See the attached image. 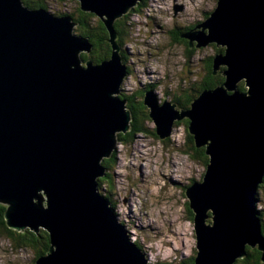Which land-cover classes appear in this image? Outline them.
Segmentation results:
<instances>
[{"label":"water","instance_id":"1","mask_svg":"<svg viewBox=\"0 0 264 264\" xmlns=\"http://www.w3.org/2000/svg\"><path fill=\"white\" fill-rule=\"evenodd\" d=\"M79 2L110 32L114 52L100 65L82 61L81 52L92 46L75 36L71 17L0 0V204L8 206L9 228L49 232L48 256L35 264H148L98 183L116 133L130 131L132 121L121 100L129 72L114 23L141 0ZM199 27L202 33L180 37L191 48L225 46L214 68L225 67L226 81L203 91L189 110L161 105L153 93L143 104L160 139L175 120L189 119L196 147L209 157L202 183L185 191L195 213L196 264H234L247 246L261 252L264 264V233L254 212L264 179V0H217Z\"/></svg>","mask_w":264,"mask_h":264},{"label":"rangeland","instance_id":"2","mask_svg":"<svg viewBox=\"0 0 264 264\" xmlns=\"http://www.w3.org/2000/svg\"><path fill=\"white\" fill-rule=\"evenodd\" d=\"M142 4L132 8L126 20L127 35L121 43L129 54L131 71L120 91L126 99L137 97L146 85L152 84L156 90L153 94L161 105L171 104L182 90L202 82L205 63L218 56L216 44L189 51L186 39L177 38L175 33H202L203 28L196 27L216 9L217 0H144ZM48 5L52 14L62 17L66 12L73 14L80 2L48 0ZM73 23V32L80 37L77 33L80 24ZM121 43L117 44L121 47ZM248 91L245 86L244 93ZM185 119L175 120L172 133L165 139L155 136L151 120L143 121L149 130L147 134L131 136L129 131L117 132L116 148L106 166L108 178L101 182V192L110 199L119 221L125 223L132 242L141 247L149 264H180L198 253L190 221L193 212L183 187L202 183L207 168L191 149ZM120 134L126 135L122 141L118 138ZM184 151H190L191 156ZM261 197L264 203L263 191ZM43 198L47 207V197ZM210 216L208 226L213 224ZM41 231L47 230L39 227L38 233ZM33 261H37L34 250L15 249L0 232V264H35Z\"/></svg>","mask_w":264,"mask_h":264},{"label":"trees","instance_id":"3","mask_svg":"<svg viewBox=\"0 0 264 264\" xmlns=\"http://www.w3.org/2000/svg\"><path fill=\"white\" fill-rule=\"evenodd\" d=\"M65 1V0H60ZM141 3L138 5L141 7ZM23 6L31 9V10H46L49 13L52 14V11L48 5V0H22ZM137 6V8H139ZM136 11V9H133ZM132 10V11H133ZM131 12V11H130ZM68 14V12H66ZM63 14L62 16H70L74 22H79L80 27L79 30H77V33L80 37L86 38L89 40L92 48L90 53L81 54L82 61L86 62L87 60H91L94 65H100L102 62L110 60L112 58L114 49L113 45L110 41L111 35L108 29L106 28L103 21L96 17L94 14L86 13L81 10L80 6H77V9L73 14ZM53 15L58 16V13H53ZM129 14L122 17L121 19L117 20L114 23V31L117 34L116 43H121L123 37L127 35V25L126 20L128 18ZM195 25L188 28V30H191L194 28ZM177 37H179L181 34L175 33ZM184 43L186 44V47L189 51L192 50L190 47V43L188 40H185ZM121 43V50H122V58H123V64L126 66L127 71L130 73L131 69L130 66H128V59L129 54L124 46ZM196 43H193V47H195ZM217 53L218 54H224L225 48H220L216 46ZM85 66V65H84ZM215 63L214 58H209L208 61L205 63V76L202 80V82H199V84H194V86H190L189 90H182L181 93L178 95L177 98H175V101L173 103H176V105L179 107V109H186L189 110L192 108L193 102L202 94L205 90H214L220 85H222L226 78L222 74V71L224 69H219L217 72L215 71ZM198 85V86H197ZM239 89L241 91H245V82L242 81L239 84ZM154 85L148 84L145 86V88L142 90L141 93H138L137 97L139 96L140 99L137 100L136 96L127 97V99L121 94V100H126V109L131 113L132 121L130 123V131L129 134L133 136L135 133H141V134H147L149 133V130L145 127L143 124V121H149L150 117V110L148 107L144 106L143 99L146 93H153L155 92ZM128 100V101H127ZM184 123L188 126L190 125V120L185 119ZM188 130V129H187ZM126 135H119V140H123V137ZM155 136L158 137V135L155 132ZM160 139V137H158ZM188 142L190 143L191 149L194 151V155L196 157H200L203 159V163L206 165V168L209 163V157L206 155L205 148H197L195 145V139L194 137L189 133L188 131ZM184 154H187L188 156H191L190 151H184ZM201 160V159H200ZM111 162V159H105L103 161V166L106 168L107 165H109ZM106 177H101L98 180L99 183V190L102 196L107 198L109 201L110 199L103 193L102 191V185L101 182ZM190 186H184V191H186L187 188ZM262 191L264 192V179L263 182L259 185V189L256 194V201L254 203V212L256 214V217L258 220L262 223L264 222V208H261V204L264 205L262 201ZM108 195V192L106 193ZM111 202V201H110ZM114 207V206H113ZM8 206L4 204H0V232L3 234L4 238L8 240L15 249H32L35 252L36 258L39 259L40 257L45 256L51 247V237L48 231H41L39 233L34 232L31 229H25V230H13L8 227L6 223L5 213ZM190 208V207H189ZM193 212V211H192ZM191 212V213H192ZM209 215H212L211 212H209ZM195 213L191 214L190 221L194 222ZM120 223L125 226V223ZM126 227V226H125ZM128 231V230H127ZM262 231L264 232V228L262 226ZM129 232V231H128ZM130 234V233H129ZM139 246V245H138ZM141 249V247L139 246ZM142 250V249H141ZM143 251V250H142ZM246 257L241 259H236L234 264H263L262 258H261V252L258 251L257 248L253 249L249 246L245 248ZM196 257L190 258L188 261L181 262L180 264H196L195 262ZM35 263V261H33Z\"/></svg>","mask_w":264,"mask_h":264},{"label":"bare ground","instance_id":"4","mask_svg":"<svg viewBox=\"0 0 264 264\" xmlns=\"http://www.w3.org/2000/svg\"><path fill=\"white\" fill-rule=\"evenodd\" d=\"M143 5V4H142ZM62 17H67V16H62ZM125 79H127V77L125 78ZM125 79H123L122 80V82H121V85L124 83L123 81L125 80ZM168 89V88H167ZM130 93V92H129ZM114 95V94H113ZM116 95V94H115ZM126 101V100H125ZM174 128H171V133H172V130H173ZM118 141V140H117ZM117 141H116V143H117ZM116 143H115V145H116ZM116 148V147H115ZM115 151V149L113 150V152ZM112 152V153H113ZM116 154V153H115ZM40 194L42 195V196H46V194H43V191H41L40 192ZM133 244H135V243H133ZM137 245V244H136Z\"/></svg>","mask_w":264,"mask_h":264},{"label":"flooded vegetation","instance_id":"5","mask_svg":"<svg viewBox=\"0 0 264 264\" xmlns=\"http://www.w3.org/2000/svg\"><path fill=\"white\" fill-rule=\"evenodd\" d=\"M177 38H179V39H183L182 37H177ZM124 94V93H123ZM108 174H109V171L106 169V176L105 177H107L108 178Z\"/></svg>","mask_w":264,"mask_h":264},{"label":"clouds","instance_id":"6","mask_svg":"<svg viewBox=\"0 0 264 264\" xmlns=\"http://www.w3.org/2000/svg\"><path fill=\"white\" fill-rule=\"evenodd\" d=\"M181 36V35H180ZM114 208V207H113ZM148 264H149V261H148Z\"/></svg>","mask_w":264,"mask_h":264}]
</instances>
